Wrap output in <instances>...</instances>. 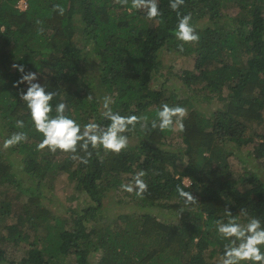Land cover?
<instances>
[{"label": "trees", "instance_id": "obj_1", "mask_svg": "<svg viewBox=\"0 0 264 264\" xmlns=\"http://www.w3.org/2000/svg\"><path fill=\"white\" fill-rule=\"evenodd\" d=\"M26 1L22 10L18 0H0V264H219L225 242L215 221L225 208L242 222L241 208L264 219V171L253 164L264 163V132L256 129H264V0H185L180 12L192 14L200 39L184 43L183 51L169 0H159L163 15L156 19L129 12L121 0ZM167 53L193 57L192 68L177 75L188 90L182 95L164 81L152 86ZM13 64L36 72L57 93L54 102H65L81 124L106 122L103 99L110 96L114 111L149 121L162 103L182 105L184 131L137 125L127 133V149L118 155L92 150L87 164L59 150H38L42 137L19 98L26 85L16 84L21 73ZM17 131L27 139L4 148ZM174 133L183 143L176 151L167 147ZM228 145H249L242 160L256 170H231ZM140 169L149 191L141 199L122 190L138 211L123 213V222L111 227L103 198ZM60 173L73 183L68 200L78 203L66 215L44 201L43 187L52 189ZM177 185L196 202L184 204ZM4 242L21 254L9 255Z\"/></svg>", "mask_w": 264, "mask_h": 264}, {"label": "clouds", "instance_id": "obj_2", "mask_svg": "<svg viewBox=\"0 0 264 264\" xmlns=\"http://www.w3.org/2000/svg\"><path fill=\"white\" fill-rule=\"evenodd\" d=\"M121 2L128 5L129 12L142 10L148 19L160 18L163 15L159 0H121ZM184 3L185 0H169V7L177 13L174 35L182 42L178 45L181 51L184 43L197 42L200 39L192 23V14L180 12ZM54 9L57 14L61 16L64 14L65 9L62 6L54 5ZM12 67L21 73L16 84L26 85V89L19 91V98L26 105L31 128L42 137L37 145L38 150L47 149L53 153L59 150L87 164L93 154L92 150H103L105 153L118 155L127 149L129 145L127 133L133 131L137 125L144 130L184 131V120L188 110L182 105L171 106L166 102L162 103L155 118L149 121L147 116H139L135 113L121 115L119 111H114L111 106L114 101L110 96H105L103 99L102 117L106 122H98L93 118L81 124L67 113L65 102H54L57 93L49 91L45 84H41L36 72L26 70L22 64H13ZM16 126L23 129L25 121L16 120ZM26 139V132H14L4 140L3 147H12ZM81 152L84 155H80ZM145 176V170L140 169L132 173L131 179L127 183H122L120 188L142 199L149 191ZM177 193L184 204L196 202L194 196L184 187L177 185ZM239 214L246 218L243 222L225 208L224 217L215 221L216 233L225 242L219 264H264V219L249 216L244 208L240 209Z\"/></svg>", "mask_w": 264, "mask_h": 264}, {"label": "rangeland", "instance_id": "obj_3", "mask_svg": "<svg viewBox=\"0 0 264 264\" xmlns=\"http://www.w3.org/2000/svg\"><path fill=\"white\" fill-rule=\"evenodd\" d=\"M193 66V57L188 56V57H183L178 54L174 53H167L165 54L164 59L162 60V65L159 68L160 72L159 74L156 75V79L152 80V86L155 88H159L161 83L164 81L165 85H167L168 89L171 91H176L180 95L184 94L187 90L185 84L180 80V78L177 76L179 73H182L186 69H191ZM171 67L170 73H169V68ZM178 86V88H176ZM206 108L207 111L210 109L208 107ZM259 132H264L263 128H256ZM254 140L257 138L254 137ZM183 146L181 138L176 134H171L167 138V147L171 150L176 151L178 147ZM229 148H232V153L228 156L229 158V164L231 166V170L234 172H242L243 167L245 165H250L253 167L254 166L250 163H245L242 160V157H244V150L250 148L249 145L245 146L241 149H238L234 147L233 145H228ZM183 161V160H182ZM260 170L264 171V163H256L253 162ZM184 182L186 184H189V180L184 178ZM73 186V183L69 182L67 179V174L66 173H60L55 180L53 181L52 184V189H48L47 187H43V194L45 196V203L47 204L46 207H48L51 211L57 214L61 215H66L70 213V210H67V208L72 207L73 205H78L76 204L75 200H68V194L66 191L71 189ZM239 188H243L242 185H240ZM122 189L116 190V189H110L106 193L105 197L103 198V205L104 209L106 210L105 212V220L107 223H110L111 227L119 225V223H122V214L123 213H130L132 214L135 211H138V208L136 206H130L128 203L129 198L127 195H124L122 192ZM67 197V199H66ZM121 200L120 204H117L118 200ZM48 201V202H47ZM164 217V214L159 216V219H162ZM15 220V214H12L9 218V223H13ZM39 233V232H38ZM43 233V231H41ZM27 238V235L23 236V239ZM5 247H7V251L9 252V255H13V257L18 256V254H21V251H18V253L15 251L17 248L12 245H7L5 242L3 243ZM23 245H27V243H24ZM99 250L93 251L91 254V259L93 260L94 263L99 258Z\"/></svg>", "mask_w": 264, "mask_h": 264}, {"label": "built area", "instance_id": "obj_4", "mask_svg": "<svg viewBox=\"0 0 264 264\" xmlns=\"http://www.w3.org/2000/svg\"><path fill=\"white\" fill-rule=\"evenodd\" d=\"M17 6L20 8V9H25L26 6H27V1L26 0H18L17 2ZM190 183V181H189Z\"/></svg>", "mask_w": 264, "mask_h": 264}]
</instances>
